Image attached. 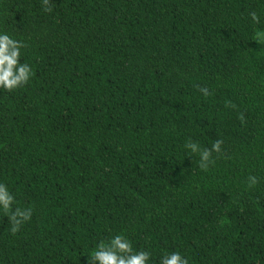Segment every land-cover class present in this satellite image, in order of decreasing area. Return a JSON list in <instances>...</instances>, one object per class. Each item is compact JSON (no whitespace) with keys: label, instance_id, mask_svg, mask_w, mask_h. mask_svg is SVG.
Returning a JSON list of instances; mask_svg holds the SVG:
<instances>
[{"label":"trees","instance_id":"trees-1","mask_svg":"<svg viewBox=\"0 0 264 264\" xmlns=\"http://www.w3.org/2000/svg\"><path fill=\"white\" fill-rule=\"evenodd\" d=\"M49 6L0 0L33 68L0 90V181L32 209L15 236L0 212V264H87L116 233L153 264H264V0ZM189 138L223 141L208 169Z\"/></svg>","mask_w":264,"mask_h":264},{"label":"clouds","instance_id":"clouds-1","mask_svg":"<svg viewBox=\"0 0 264 264\" xmlns=\"http://www.w3.org/2000/svg\"><path fill=\"white\" fill-rule=\"evenodd\" d=\"M51 0H42L45 12H51ZM264 13L251 11L248 13L253 26L261 21ZM255 39L264 42V29H258ZM26 43L15 38L9 32L0 29V90L11 93L26 86L33 76L30 63L21 62L22 49ZM200 92L207 95V89L201 88ZM222 140H215L210 148H202L191 138L183 144L186 154H196L199 159L198 167L208 169L214 163L213 153L221 151ZM249 184L255 183V177L249 176ZM0 212L10 223L9 232L15 236L21 228L32 218L31 208L17 206L16 196L10 191L8 185L0 181ZM87 264H153V253L148 249L134 248L132 241L125 233H116L107 239L99 240L94 247L87 250ZM158 264H189V258L178 250L164 251L158 257Z\"/></svg>","mask_w":264,"mask_h":264}]
</instances>
